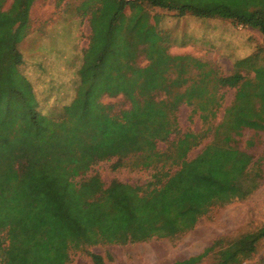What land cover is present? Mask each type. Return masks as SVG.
I'll list each match as a JSON object with an SVG mask.
<instances>
[{
	"label": "trees",
	"instance_id": "1",
	"mask_svg": "<svg viewBox=\"0 0 264 264\" xmlns=\"http://www.w3.org/2000/svg\"><path fill=\"white\" fill-rule=\"evenodd\" d=\"M7 1L0 0V264H35L40 256V264H61L68 250L82 244L179 238L214 209L259 189L260 161L236 137L246 127L264 130V93L239 71L225 75L210 61L171 54L144 4L200 19H230L264 35V0H85L89 45L71 100L56 109L44 108L46 100L20 69V43L36 0H13L5 9ZM129 6L136 12L124 24L121 15ZM142 54L148 59L143 66ZM226 87L237 92L221 124L229 130L223 135L221 125L207 124ZM160 91L166 94L161 99ZM121 94L130 107L119 112L102 101ZM184 103L192 107L190 118L199 114L206 128H179ZM163 141L166 147L160 148ZM114 158L116 168L133 158L134 167L153 170L151 179L143 185H106L98 174L79 179ZM44 191L58 202L51 223L44 218L50 201ZM82 225L84 237H67ZM262 240L264 224L218 238L200 254L172 264H201L209 255L216 257L212 264H249ZM91 256L103 264L102 256Z\"/></svg>",
	"mask_w": 264,
	"mask_h": 264
},
{
	"label": "rangeland",
	"instance_id": "2",
	"mask_svg": "<svg viewBox=\"0 0 264 264\" xmlns=\"http://www.w3.org/2000/svg\"><path fill=\"white\" fill-rule=\"evenodd\" d=\"M13 0H8L5 9H9ZM85 0H36L30 10L27 34L20 43L23 53L21 71L32 81L35 90L44 102L45 109L59 108L70 101L75 90L77 69L81 64L83 50L89 45L91 35V13L84 7ZM97 1L91 2L94 8ZM90 8V10L92 9ZM151 25H157L169 44L173 55H191L215 64L220 72L230 75L236 71L251 81L259 93H264V35L248 25L234 23L220 17L200 19L190 14L178 15L176 11L144 4ZM136 10L127 7L121 15L122 23H127ZM144 54L138 58L139 65H146ZM195 73V72H193ZM237 89L222 88L221 106L211 119L210 126L218 127L224 121L227 108L233 105ZM160 91L158 98L165 97ZM259 102V99H256ZM105 104L113 105V111L119 112L130 107V102L122 94L116 97L104 96ZM259 105V103H258ZM192 107L182 104L177 113L179 128L182 131H201L204 126L199 114L190 118ZM228 126L221 125V134L229 133ZM214 130L202 145L190 152L196 156L203 146L211 140ZM238 146L249 149L260 161L263 177L259 189L246 199L214 209L202 217L197 226L175 239H152L140 243L96 245L82 244L77 250H68L61 264H96L91 254L102 256L103 264H172L203 252V250L221 237L228 239L256 229L264 224V130L256 131L244 128L237 137ZM160 148L166 142L159 143ZM133 158H127L120 167H115L116 158L101 161L85 176L98 174L106 185L120 180L134 185L147 183L153 170L134 167ZM131 161V162H130ZM44 190L45 187H39ZM45 192V191H44ZM46 193V192H45ZM44 218L51 223L58 211V202L50 194ZM83 225L77 232H68L69 238L82 236ZM85 240V239H84ZM86 241V240H85ZM264 258V240L259 244L257 255L249 264H258ZM45 256L38 257L40 264ZM215 255H209L201 264H212Z\"/></svg>",
	"mask_w": 264,
	"mask_h": 264
}]
</instances>
